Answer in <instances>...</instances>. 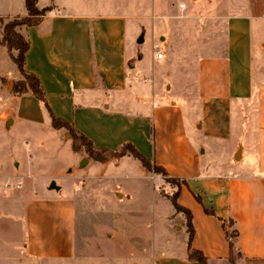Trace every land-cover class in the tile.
Segmentation results:
<instances>
[{"label": "crops", "instance_id": "0c3cea01", "mask_svg": "<svg viewBox=\"0 0 264 264\" xmlns=\"http://www.w3.org/2000/svg\"><path fill=\"white\" fill-rule=\"evenodd\" d=\"M137 1L144 8L145 1ZM160 2L158 9L169 13L158 10L151 28V22L143 25L144 14L134 15L130 0L118 8L114 1L75 10L46 5L52 9L37 24L21 29L29 42L24 69L39 80L52 114L94 148L130 144L178 180L177 200L190 212L194 233L188 244L186 214L165 204L167 214L159 216L177 212L186 239L170 256H154L153 264H199L190 250L208 264H264V0H252L248 11L233 0ZM37 6L46 7L39 0ZM205 8L195 45L189 22L198 18L193 10ZM25 14L24 0L0 6V17ZM148 34L152 42L156 36L152 49L161 44L162 58L154 50L149 57L140 53ZM193 48L200 52L191 71L183 60ZM18 111L33 133L41 124L49 123L53 133L64 128L51 126L47 108L30 91L20 97ZM59 187L3 194L9 192L0 198V264L54 263L74 255L75 203ZM142 221L153 225L148 217ZM234 227L231 250L227 232Z\"/></svg>", "mask_w": 264, "mask_h": 264}, {"label": "rangeland", "instance_id": "374dc122", "mask_svg": "<svg viewBox=\"0 0 264 264\" xmlns=\"http://www.w3.org/2000/svg\"><path fill=\"white\" fill-rule=\"evenodd\" d=\"M6 1L9 0H0V6ZM11 1L15 5L18 0ZM113 1L118 8L123 0H39V3L41 6L54 3L75 10L84 8L86 4L98 6ZM233 1L246 6L245 11H248L252 3V0ZM143 2L144 8H139L137 0H130L129 7L134 15L144 14L145 27L149 22L150 28L155 26L159 11L162 16L169 13V9H158L160 0ZM209 10H193L198 18L189 22L188 28L193 34L195 45L199 42L201 20L206 15L203 13ZM13 17H3V22H0V38L2 25ZM167 21L170 20L164 19V22ZM261 27L264 29V22ZM21 28L17 29L20 31ZM214 29L216 31L217 26ZM155 38L152 42L148 34L145 42L140 45V53L151 56L152 44L157 43ZM158 45L162 49L161 44ZM193 49L191 56L183 60V65L190 67L191 71L200 52ZM177 64L182 65L180 59ZM22 78L6 49L1 51L0 45V198L9 195V192L3 195L6 191L20 188H30L32 194H36L37 190L45 191L54 181L73 198L76 213L74 255L68 260L54 263L44 261L40 264H153L154 256L160 253L170 256L169 253H175V246L180 244L181 237L186 239L181 226L184 228L187 225L181 221V217L176 220L177 212L166 219L159 214H167L165 204L170 202L176 186L166 182L160 173L157 176L152 170H143L140 162L132 155L120 161L109 157V162L96 164L95 159L86 152L83 142L65 128L53 133L49 123L41 124L38 130H34L37 132L33 133L18 114L20 97L24 94L19 84ZM185 117L190 119L191 111H185ZM8 119L11 122L6 126ZM39 141H43L46 146L39 147ZM28 150L33 154L32 159ZM83 159L86 161L81 165ZM159 177L162 183H159ZM5 184H9L8 189H4ZM153 190L158 192L160 200L153 194ZM117 192L122 193L123 197ZM168 208L175 209L171 203ZM146 217L153 221L151 227L142 221ZM176 224H180L178 229H175ZM163 244L166 247L163 248Z\"/></svg>", "mask_w": 264, "mask_h": 264}, {"label": "trees", "instance_id": "16d2710c", "mask_svg": "<svg viewBox=\"0 0 264 264\" xmlns=\"http://www.w3.org/2000/svg\"><path fill=\"white\" fill-rule=\"evenodd\" d=\"M25 7H26V14L23 16H15L12 19H9L2 25V33L0 38V45L4 46L6 52L8 54L9 59L16 65L19 73L23 77L20 80V88L21 92H28L30 91L39 101H41L44 106L47 108L49 115L51 117V126L53 128H61L64 127L65 129L72 132L78 140L83 142V146L86 148V152L95 160L98 161H106L109 157H118L123 156L127 152L130 153L133 157L140 160V163L143 167H145L149 171H154L155 173H160L165 177L166 182L170 184H174L177 189L173 193L172 197L170 198V202L174 206L177 212H183L186 214L188 226L190 227L189 231V239L188 244L192 238L194 230L191 227V217L190 212H188L184 207H182L178 203V187L179 183L178 180L172 177H169L165 170L159 166L151 165L141 154H139L130 144L122 145L118 150H107L102 148H94L91 143L82 135H78L71 126L61 120L56 118L50 108L46 103V99L43 93V90L40 86L39 80L33 74L26 72L24 69V55L29 48V42L26 36L21 32V27H26L30 25H35L40 21V18L49 10L52 9L51 6H46L43 8H39L37 6V0H24ZM4 18L0 17V22H3ZM21 28L20 31L17 28ZM79 147V146H78ZM77 147V148H78ZM212 214V213H211ZM237 236L236 228H231L229 232H227V238L229 241V245L231 250L233 249V239ZM190 249V248H189ZM189 258L196 260L199 264H208L205 257L202 255L200 251H189Z\"/></svg>", "mask_w": 264, "mask_h": 264}, {"label": "built area", "instance_id": "2783aa9c", "mask_svg": "<svg viewBox=\"0 0 264 264\" xmlns=\"http://www.w3.org/2000/svg\"><path fill=\"white\" fill-rule=\"evenodd\" d=\"M153 50L156 51V57L158 59L162 58L163 57V53L160 52V49H159V45L158 44H154L153 45ZM28 154L29 156H32L30 157L31 159L33 158V154L28 150ZM9 188V184H5L4 185V189H8ZM0 192H1V188H0Z\"/></svg>", "mask_w": 264, "mask_h": 264}, {"label": "water", "instance_id": "95a60500", "mask_svg": "<svg viewBox=\"0 0 264 264\" xmlns=\"http://www.w3.org/2000/svg\"><path fill=\"white\" fill-rule=\"evenodd\" d=\"M138 41H139V42L142 41V38H140ZM10 122H11V120L8 119V120L6 121V126H8V124H9ZM85 161H86V160L83 159V160L81 161L80 164H81V165L84 164ZM49 188H50V189L59 190L60 187H59L58 185H56V183H55L54 181H52V182L50 183V185H49Z\"/></svg>", "mask_w": 264, "mask_h": 264}]
</instances>
